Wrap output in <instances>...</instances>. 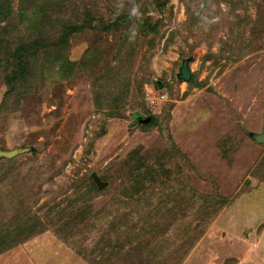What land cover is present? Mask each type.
Wrapping results in <instances>:
<instances>
[{
	"label": "rangeland",
	"instance_id": "rangeland-1",
	"mask_svg": "<svg viewBox=\"0 0 264 264\" xmlns=\"http://www.w3.org/2000/svg\"><path fill=\"white\" fill-rule=\"evenodd\" d=\"M9 1L0 264H264V0Z\"/></svg>",
	"mask_w": 264,
	"mask_h": 264
},
{
	"label": "trees",
	"instance_id": "trees-1",
	"mask_svg": "<svg viewBox=\"0 0 264 264\" xmlns=\"http://www.w3.org/2000/svg\"><path fill=\"white\" fill-rule=\"evenodd\" d=\"M3 5H5V6L0 8V18H1V20L5 21V20H8L9 15L11 13V8H10L11 7V1L8 0L7 2H4ZM120 20H123V19H119V21ZM116 22H115V24H116ZM145 27L147 28L148 32H152L154 30V27H152V25L147 21L145 23L144 28ZM37 31H38V33H35V31H33V33H31L28 37L22 38L21 41L17 44L13 43V40H12V37L10 34L9 42L13 46H9L8 48H7V45H4V43L0 39V45L5 48V49H3V48L0 49L1 53L5 52V50L7 53V55L5 54V56H4L5 60H4V65H3V70H4L3 76H4V82L6 84L5 95L7 98H9L10 95H12L14 92H16V90H19V88L22 85L27 84L30 86V84H28V82H27L28 74L30 72L29 68L31 67L30 66V58H32L33 57L32 55H34V53L36 51L40 50V48H42V46H45L46 41H47L46 36L41 34L42 31H40V29ZM69 31H71V30L69 29ZM36 34L38 35V37L36 36ZM10 50H12V51H10ZM5 101H7V99H5ZM137 118L143 120L145 117L137 116ZM155 121H156V119L154 117H152L151 123H154ZM145 123H150V122H148V120H147V121H145ZM15 156H13V157H15ZM13 157H10V158H13ZM2 158H5V157L1 156L0 159H2ZM261 160H264V157ZM27 218H29V217H27ZM7 225L8 224H5L3 226V228H6ZM7 246H10V244L6 245L4 248L0 247V250L2 251Z\"/></svg>",
	"mask_w": 264,
	"mask_h": 264
},
{
	"label": "water",
	"instance_id": "water-1",
	"mask_svg": "<svg viewBox=\"0 0 264 264\" xmlns=\"http://www.w3.org/2000/svg\"><path fill=\"white\" fill-rule=\"evenodd\" d=\"M190 76H191V73H190V70L188 67V58H184L181 62L179 69H178L177 77L180 79H183V80H188L190 78ZM159 86L161 87L162 85L160 84ZM137 120L145 122L148 120V117H145L143 120L137 118ZM251 137H252V139L256 140L257 142H260V143L264 142V130L261 133L252 132ZM26 149H28V148L19 147V148L6 149V150L0 149V157L3 156V157L10 158V157L17 155L18 153L25 151ZM94 180H95V182L99 188H101L105 185V182L101 181L97 176L94 177Z\"/></svg>",
	"mask_w": 264,
	"mask_h": 264
},
{
	"label": "clouds",
	"instance_id": "clouds-1",
	"mask_svg": "<svg viewBox=\"0 0 264 264\" xmlns=\"http://www.w3.org/2000/svg\"><path fill=\"white\" fill-rule=\"evenodd\" d=\"M136 10L135 9H133V12H135Z\"/></svg>",
	"mask_w": 264,
	"mask_h": 264
}]
</instances>
